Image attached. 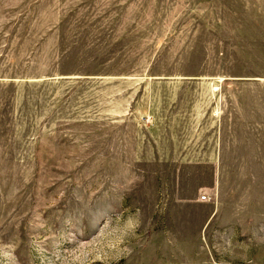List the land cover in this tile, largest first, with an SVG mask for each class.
Segmentation results:
<instances>
[{
  "label": "rangeland",
  "instance_id": "rangeland-1",
  "mask_svg": "<svg viewBox=\"0 0 264 264\" xmlns=\"http://www.w3.org/2000/svg\"><path fill=\"white\" fill-rule=\"evenodd\" d=\"M0 264H264V0H0Z\"/></svg>",
  "mask_w": 264,
  "mask_h": 264
}]
</instances>
